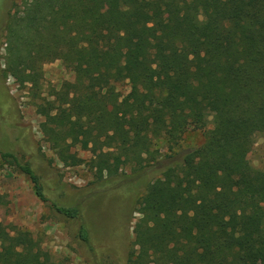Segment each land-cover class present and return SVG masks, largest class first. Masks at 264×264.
Listing matches in <instances>:
<instances>
[{"label":"trees","instance_id":"1","mask_svg":"<svg viewBox=\"0 0 264 264\" xmlns=\"http://www.w3.org/2000/svg\"><path fill=\"white\" fill-rule=\"evenodd\" d=\"M5 41L4 74L32 85L40 130L65 165L77 146L99 174L155 165V139L175 147L213 123L138 200L126 264H264V169L246 156L264 132V0H21ZM57 59L75 79L43 97V66ZM0 156L48 202L29 162ZM50 207L90 245L82 204ZM0 264L66 261L6 225Z\"/></svg>","mask_w":264,"mask_h":264},{"label":"rangeland","instance_id":"2","mask_svg":"<svg viewBox=\"0 0 264 264\" xmlns=\"http://www.w3.org/2000/svg\"><path fill=\"white\" fill-rule=\"evenodd\" d=\"M16 1L21 0H0V150L13 151L31 164L48 202L37 197L27 176L5 164L0 156V192L7 202L0 205V226L17 225L30 231L45 250L66 264H126L133 228L141 217L135 211L138 200L162 170L183 161L187 148L205 142L213 123L205 129H189L175 147L162 138L155 139L154 147L159 150L155 165H128L115 175L99 174L90 166L92 154L80 146L72 149L78 159L71 165L63 164L40 130L44 119L36 111L40 97H35L30 83L21 82L22 76L4 74L6 27ZM74 79L75 73L62 60L46 63L40 79L41 96L47 97L52 88ZM118 90L127 93L128 83H120ZM246 156L256 168L264 169V132L246 149ZM53 202L60 206L82 204L90 245L78 237L79 222L52 210Z\"/></svg>","mask_w":264,"mask_h":264}]
</instances>
